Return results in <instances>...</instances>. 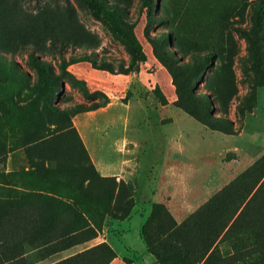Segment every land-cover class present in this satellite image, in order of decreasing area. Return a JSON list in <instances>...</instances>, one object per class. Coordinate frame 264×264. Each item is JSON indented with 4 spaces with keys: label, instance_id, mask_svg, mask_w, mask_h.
Wrapping results in <instances>:
<instances>
[{
    "label": "rangeland",
    "instance_id": "374dc122",
    "mask_svg": "<svg viewBox=\"0 0 264 264\" xmlns=\"http://www.w3.org/2000/svg\"><path fill=\"white\" fill-rule=\"evenodd\" d=\"M96 1L145 62L81 0H0V264H264V0ZM51 170L110 191L100 229L28 196Z\"/></svg>",
    "mask_w": 264,
    "mask_h": 264
},
{
    "label": "trees",
    "instance_id": "16d2710c",
    "mask_svg": "<svg viewBox=\"0 0 264 264\" xmlns=\"http://www.w3.org/2000/svg\"><path fill=\"white\" fill-rule=\"evenodd\" d=\"M88 8L90 15L101 22L118 40H120L129 50V53L135 61L145 62L146 55L143 52L139 42L132 35L124 32L119 25V17L116 12L110 8L104 7L96 0H81ZM143 6L149 7V0H143ZM248 42L251 44V50L253 54V61L251 67L256 70L259 64V48L254 40L246 34ZM30 59L33 63H37V58L30 54ZM154 95L158 98L160 103L166 102L164 95L158 88L153 90ZM51 173L46 178H40L27 171L30 175L28 180V196H55L56 207L55 217H59L63 214L73 216V228L72 232L83 229L90 234L94 233L101 228V220L104 217V212L101 210L104 207L106 201L111 198L110 191L103 188L100 193L97 194H76L71 197H62L60 195L64 188H68L72 185L71 181H63L57 170H51ZM101 181H107L109 178L98 177ZM100 219V222L97 221ZM69 246H65L64 249Z\"/></svg>",
    "mask_w": 264,
    "mask_h": 264
}]
</instances>
